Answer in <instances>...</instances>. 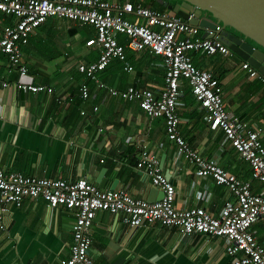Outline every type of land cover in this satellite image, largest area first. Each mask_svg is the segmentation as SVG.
<instances>
[{
	"label": "crops",
	"instance_id": "0c3cea01",
	"mask_svg": "<svg viewBox=\"0 0 264 264\" xmlns=\"http://www.w3.org/2000/svg\"><path fill=\"white\" fill-rule=\"evenodd\" d=\"M120 5L130 20L139 6L176 15L157 0H104ZM177 16V15H176ZM17 18L0 12V37ZM203 34V32H202ZM125 59H114L98 77L88 78L79 65L97 61L100 47L96 30L80 21L50 17L24 45L25 81L42 85V92L20 90L18 72H8V57L0 56V75L11 82L0 86V168L27 175L69 181L86 180L103 189L125 190L136 198L158 201L163 190L137 167L141 151L157 153L164 172L173 180L176 206H203L215 216L236 196L213 179L199 177L197 167L179 155L166 131L164 117L150 118L136 101L113 96L108 88L135 86L160 96L165 90L166 68L161 56L149 49L134 51L129 38L119 34ZM196 65L214 72L224 88L232 113L249 123L264 121V77H250L236 54L191 51ZM133 67L129 71L127 66ZM87 83L84 99L80 86ZM178 105L180 130L205 157L215 158L232 174L251 181L255 192L263 185L252 179V168L232 147L221 130L209 124L199 101L183 80ZM264 143V132L261 135ZM125 215L99 211L94 220L91 254L99 264H233L227 239L204 234L183 235L178 227L156 224L133 228ZM75 212L51 208L43 198H26L21 207L9 206L0 229V264H63L70 256ZM264 245V221L253 225Z\"/></svg>",
	"mask_w": 264,
	"mask_h": 264
},
{
	"label": "built area",
	"instance_id": "2783aa9c",
	"mask_svg": "<svg viewBox=\"0 0 264 264\" xmlns=\"http://www.w3.org/2000/svg\"><path fill=\"white\" fill-rule=\"evenodd\" d=\"M120 8L104 0H0V12L17 18L14 24L5 27L0 37V56L8 57V72L20 75L16 87L29 92L46 89L24 80L28 67L22 59L23 47L30 36L50 17L80 21L95 28L101 51L99 59L79 65V70L104 88L107 85L98 75L112 60L125 59L126 51L118 35H126L130 49H149L163 58L166 87L159 97L151 90L135 86L124 90L109 87V93L138 102L151 119L164 117L167 136L175 143L179 155L196 165L199 177H208L226 186L236 196V202L227 201L218 216L203 206L177 208L173 180L164 172L157 153L145 147L137 167L163 190L162 199L152 202L136 198L125 190H106L86 180L35 177L0 168V229L5 228L4 218L10 205L21 207L26 198H43L48 207L63 206L75 212L70 256L63 264H99L91 254V230L99 211L122 213L124 221L133 228L159 223L178 227L183 235L225 237L226 250L234 258L233 264H264V245L253 229L257 221H264V143L261 138L264 121L249 123L228 110L224 88L214 72L199 68L190 54L191 51H203L208 55L233 52L219 39L203 37L200 27L179 16L139 6L135 9V20H130ZM127 68L133 70L131 65ZM243 68L250 77L263 78L249 62H244ZM183 80L188 82L211 127L221 130L232 147L248 161L252 179L262 183L263 191L255 192L251 181L230 173L215 158L205 157L183 136L178 111ZM10 85L11 82L0 75V86ZM80 90L84 99L90 96L87 83H82Z\"/></svg>",
	"mask_w": 264,
	"mask_h": 264
},
{
	"label": "water",
	"instance_id": "95a60500",
	"mask_svg": "<svg viewBox=\"0 0 264 264\" xmlns=\"http://www.w3.org/2000/svg\"><path fill=\"white\" fill-rule=\"evenodd\" d=\"M217 38L264 77V0H157ZM100 187H104L100 180Z\"/></svg>",
	"mask_w": 264,
	"mask_h": 264
},
{
	"label": "rangeland",
	"instance_id": "374dc122",
	"mask_svg": "<svg viewBox=\"0 0 264 264\" xmlns=\"http://www.w3.org/2000/svg\"><path fill=\"white\" fill-rule=\"evenodd\" d=\"M236 59H238L240 61V67L242 69V59H240L237 55H236Z\"/></svg>",
	"mask_w": 264,
	"mask_h": 264
}]
</instances>
